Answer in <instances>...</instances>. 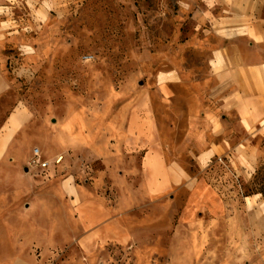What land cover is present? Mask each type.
Instances as JSON below:
<instances>
[{
  "label": "rangeland",
  "instance_id": "rangeland-1",
  "mask_svg": "<svg viewBox=\"0 0 264 264\" xmlns=\"http://www.w3.org/2000/svg\"><path fill=\"white\" fill-rule=\"evenodd\" d=\"M168 74L178 77L165 80ZM145 96L173 154L167 162L186 177L170 196L157 198L160 208L149 214L175 224L184 211L207 239L168 238L164 223L156 227L149 260L138 245L121 264H135L137 253L144 257L139 264H183L185 255L195 256L194 264L231 262V247L223 253L216 248L228 241L219 235L230 232L227 149L199 173L193 160L199 150L185 137L189 116L219 119L227 147L222 0H0V134L11 135L8 150L21 154L18 170L36 168L34 183L44 173L31 164L34 148L50 169L55 157L69 156L68 149L88 156L97 147L103 153V145L122 137L134 105ZM138 114L130 125L142 126ZM49 190L46 195L58 196L60 187ZM20 193L9 194L11 207H19ZM2 200L0 248H17V256L28 257L30 245L41 240L35 227L48 219L10 209ZM53 211L66 226L65 204ZM200 244L202 256L195 249ZM112 252L100 253L104 264H119L122 251Z\"/></svg>",
  "mask_w": 264,
  "mask_h": 264
},
{
  "label": "crops",
  "instance_id": "crops-1",
  "mask_svg": "<svg viewBox=\"0 0 264 264\" xmlns=\"http://www.w3.org/2000/svg\"><path fill=\"white\" fill-rule=\"evenodd\" d=\"M164 76L170 81L178 77L177 74ZM162 94L166 99L171 97L165 88ZM138 104L143 107L138 109ZM134 106L122 137L117 136L116 139V132L111 131L116 142L103 145V149L100 147L103 153L96 150L97 147H91L92 152L88 156L68 149L69 156L60 154L62 160L57 165L53 164V169L47 164L40 175V182H33L37 176L36 168L18 170L17 167L23 164L21 154L18 149L15 152L8 150L7 142L11 135L0 134V191L3 190L0 202L4 198L5 205L11 207L14 202L9 194L22 191L16 197L19 207L15 204L10 209L26 215L34 212L37 217L48 219L47 224L35 227L41 240L30 245L28 257L17 256V248H0V264H104V256L100 253L104 250L110 255L114 249L122 251L117 261L121 264L125 261L124 255L132 253L133 247L138 245L144 246L142 253L147 251L149 260L154 254L153 242L157 240L154 236L158 231L156 227L164 223L170 226L168 238L183 235L189 239H207L206 235L194 231L195 223L184 216V211L175 224L150 215L160 208L155 203L157 198L170 196L174 188L185 184L186 177L184 172L167 162L173 154L162 143L155 120L152 118L153 123H147V97ZM139 112L143 113L142 126L130 125L131 119L140 117ZM222 121L205 117L186 118L185 137L199 150L193 158L199 173L217 152L227 149L226 143L220 140L224 135ZM17 125L16 120L11 123L14 128ZM55 185L60 187L59 195H46ZM61 204H65L70 215V221H65L66 226L63 227L53 211ZM187 205L183 210L188 209ZM139 214L149 216L142 219ZM218 239L228 241L219 242L217 250L223 253L224 249L231 247L230 232L222 233ZM195 249L199 250L200 256L205 250L203 244ZM5 253L7 256H2ZM69 253L80 256L78 259L69 258ZM142 253L136 254L135 264H139L140 257L144 258ZM194 257L185 255L183 264H194Z\"/></svg>",
  "mask_w": 264,
  "mask_h": 264
},
{
  "label": "built area",
  "instance_id": "built-area-1",
  "mask_svg": "<svg viewBox=\"0 0 264 264\" xmlns=\"http://www.w3.org/2000/svg\"><path fill=\"white\" fill-rule=\"evenodd\" d=\"M32 153H33V159L31 161V164H33L37 168L45 169L48 162L47 161L46 162L41 161L40 155H39L38 150L36 148H34L32 150ZM61 160H62V155L57 156L54 158L53 163L55 165H57L60 163Z\"/></svg>",
  "mask_w": 264,
  "mask_h": 264
},
{
  "label": "bare ground",
  "instance_id": "bare-ground-1",
  "mask_svg": "<svg viewBox=\"0 0 264 264\" xmlns=\"http://www.w3.org/2000/svg\"><path fill=\"white\" fill-rule=\"evenodd\" d=\"M141 107H143V106H141V104H138L137 105V108L138 109H140ZM134 117V113L132 114V118ZM132 120V119H131ZM146 120H147V123L150 125L151 123H153V120H152V114H151V109L149 108L148 110H147V118H146Z\"/></svg>",
  "mask_w": 264,
  "mask_h": 264
}]
</instances>
